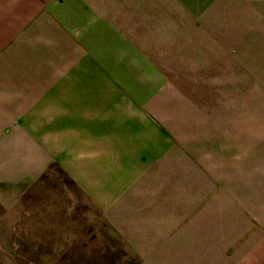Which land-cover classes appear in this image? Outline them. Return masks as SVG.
Returning <instances> with one entry per match:
<instances>
[{"label":"crops","instance_id":"0c3cea01","mask_svg":"<svg viewBox=\"0 0 264 264\" xmlns=\"http://www.w3.org/2000/svg\"><path fill=\"white\" fill-rule=\"evenodd\" d=\"M256 45L264 0H0V202L56 169L143 264H264Z\"/></svg>","mask_w":264,"mask_h":264},{"label":"rangeland","instance_id":"374dc122","mask_svg":"<svg viewBox=\"0 0 264 264\" xmlns=\"http://www.w3.org/2000/svg\"><path fill=\"white\" fill-rule=\"evenodd\" d=\"M244 35L239 29L238 36ZM254 52L264 55V46L256 45ZM242 98L244 93H238L234 117L237 134L244 132L250 117L260 118L264 92L253 94L251 110H245ZM99 216L55 169L17 203L0 202V264H143L139 257L126 252ZM236 240L225 253H206L199 264H229V256L235 253L232 249L238 251L236 263L243 264L244 238ZM249 262L262 263L260 252H253Z\"/></svg>","mask_w":264,"mask_h":264}]
</instances>
